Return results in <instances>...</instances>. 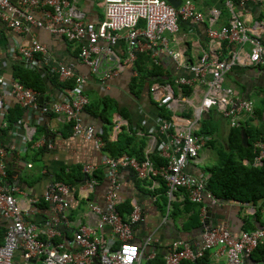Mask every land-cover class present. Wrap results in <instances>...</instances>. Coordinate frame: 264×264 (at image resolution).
I'll use <instances>...</instances> for the list:
<instances>
[{
    "label": "built area",
    "instance_id": "built-area-1",
    "mask_svg": "<svg viewBox=\"0 0 264 264\" xmlns=\"http://www.w3.org/2000/svg\"><path fill=\"white\" fill-rule=\"evenodd\" d=\"M235 2L236 0H226V6L232 13L228 24L219 28L208 25V49L203 51L198 62L188 63L183 51L171 46L168 35H177L181 26L190 21L200 23L209 18L214 20L219 14L218 8H212L209 16L200 11L193 0H184L178 7L169 0H106L105 19L94 24L82 19L75 9L65 10L64 6L69 0H0V19L16 32L28 34L34 27H38L65 36L69 41H79L81 46L76 61L86 65L101 83L118 75L126 63L133 66L140 54H147L156 60L166 55L176 63L179 75L161 84L158 81L149 83L151 85L148 90L154 101L159 106L176 111L179 107L176 88L183 90L184 87L191 88L190 92L186 90L188 97L199 99L194 104V117L174 114L169 119L159 113L156 128H151L158 129L162 134L161 138H154L152 142L153 150L166 159L165 163L157 166L149 154L144 159L128 154L116 158L103 155L109 181L106 207H92V211L99 215L98 223L77 230L73 239L68 241L69 248L63 242L55 241V238L61 235L56 225L61 221L69 223L67 209L70 203L67 197L70 186L63 181H55L41 197L29 198V204L32 205L39 204L42 199L52 204L53 216L47 221L43 236L39 226L26 219L27 209L16 197L15 193L24 194L25 189L5 182L8 173L2 156L5 155L6 148L0 145V218L7 220L4 242L0 243V264H13L15 253L20 248L23 249L25 260H37V264H144L145 250L153 238L145 237L142 244L134 240L132 225L143 219L141 208L134 205L129 221H124L117 209L121 185L118 172L123 167L132 169L139 178L164 180L169 197L186 187L193 200H208L213 205L220 203V199L207 189L209 176L205 173L194 174L187 167L199 157L200 150L213 138L212 135L200 133L198 130V121L205 113L212 108H218L232 127H240L255 112V99L238 98L232 88L223 86L224 74L243 63L244 57L253 65L264 64V43L258 35L248 34L244 22L234 10ZM43 5L51 8H44L43 18L38 19L33 14V9L44 7ZM121 40L129 44L125 60L116 53V47ZM217 41L228 44V50L223 57L218 52ZM247 42L252 44L249 55L242 49H235L236 46L231 48L233 44ZM17 50L25 59L26 67L43 69V75L58 74L61 82L74 81V85L62 90L65 93L60 100L47 103L44 102L45 96L39 91L26 86L15 77L0 76V88L5 96H12L25 110L23 117L15 123L22 122L25 115L34 121L31 116L37 114L35 122L41 123L48 113L61 114L71 123L74 136L92 140L96 148L101 149L104 145L101 132L93 124L84 121V111L89 104L85 91L87 76L78 73L77 64L58 63L50 67L44 66L47 45L35 36L27 45L18 46ZM113 62L118 64L117 67ZM3 106L0 108V129L9 126L5 115L10 107L7 104ZM34 130L35 127H29L26 137H32ZM18 146L15 142L11 145L12 148ZM21 147L23 149L24 145ZM21 147L19 146V151H22ZM255 148L257 153L252 164L261 166L264 163V140L256 141ZM95 170L94 164L83 166V172L89 176L83 184L87 189L92 190L95 187ZM103 226L111 228L112 235L109 240L96 237ZM198 244L195 247L186 241L174 240L169 247L165 264H181L184 260L200 259L213 247L218 248L217 256L225 259L224 264H246L245 260L251 258V254L259 246H264V227L243 231L239 236H234L225 226L207 227L203 230Z\"/></svg>",
    "mask_w": 264,
    "mask_h": 264
},
{
    "label": "crops",
    "instance_id": "crops-1",
    "mask_svg": "<svg viewBox=\"0 0 264 264\" xmlns=\"http://www.w3.org/2000/svg\"><path fill=\"white\" fill-rule=\"evenodd\" d=\"M12 1L18 2L20 0ZM193 2L200 11L209 16L212 8H218L219 14L214 20L209 18V20L200 23H192L191 21L184 23L177 35H168L171 39V46L182 50L188 63L198 62L203 51L208 49L207 26L212 24L213 27L219 28L222 25L228 24L232 14L226 6V0H193ZM43 6L33 9V14L38 19L43 18L44 8H51L49 5ZM105 6L106 0H69V3L64 8L65 10L75 9L86 22L99 24L105 19ZM234 10L244 22L248 29V34L251 36L258 35L264 43V2L240 3L236 1ZM191 28L192 31H190ZM33 36L47 45L46 59L43 58L45 59L44 66L50 67L58 63H76L78 73L87 76L85 91L89 97V104L84 111L85 123L93 124L101 132L102 138L103 127H108L106 133L109 134V140L112 142L116 141L117 136L127 130L135 136L134 138L137 141L140 143L144 142L146 155L152 156L154 154L155 150H153L152 139L162 137L158 129H151L152 127L156 128L157 117L159 115L155 99L148 90L149 85H151L148 83L155 81L149 82L148 78L141 95L136 96L132 92V85L134 78L140 76V74L139 71L135 70L136 63L133 66L126 63L124 68L120 69L118 75L110 78L105 83H101L89 71L86 65L76 61L79 53L78 50H80L81 46L79 41H69L65 36L56 35L45 28L38 27H34L32 32L28 34L19 33L8 27L1 19L0 76L3 75L9 78L13 76L15 67L26 66L25 59L18 52L17 47L27 45ZM217 46L220 57H223L224 53H226L225 51L228 50V44L225 41H217ZM235 46V49L246 51L247 55L252 51V44L250 42L233 44L231 48L233 49ZM128 51L129 44L125 40H121L116 47L117 55L125 60ZM152 59L154 60V58ZM243 59V63H239L237 67L224 74L223 86L232 88L238 98L250 97L255 99V107H257L264 99V64L253 65L247 58L244 57ZM114 64L117 67L118 64ZM159 64L166 70L164 77L163 72L161 73L164 78L162 82L168 79L171 80L179 75L177 65L172 58L162 55L157 60V65L159 66ZM153 78L157 79V77ZM162 82L158 81L159 84ZM186 90V87L183 90L176 88L179 107L176 111L168 109L171 112V116L176 114L194 117V104H197L199 99L188 97ZM64 93L65 91L59 90L49 84L44 102L58 101L63 97ZM104 103H109L107 112L102 111ZM5 104L11 108L17 102L12 96H5L0 88V108L3 105L5 106ZM183 108L185 112L182 111ZM8 111H6V115ZM31 117L34 121L28 119L29 117L25 115L22 122L15 123V121V124L8 122L9 126L7 128H1L0 145L6 148V153L2 156L8 173L5 182L17 184L25 189L26 192L24 194L15 193L16 197L27 209L25 212L26 219L36 223L43 236H45L47 221L51 220L53 216L52 204L42 199L41 202L47 203L46 207L40 206L41 202L37 205H32L29 204V198L32 196L41 197L48 186L57 181V174L63 171L69 172L75 166L81 165L83 167L88 163L96 166L94 189H87L83 185L89 178L86 174H84V179L74 184V186L68 184L71 188L70 194L67 197L70 203L69 209H67L69 223L61 221L56 225L61 231V235L56 238L59 240L57 242H63L65 247L69 248L68 241L73 239L77 230L83 226H94L98 223L99 215L92 211V207L95 205L100 206L102 209L106 207L109 181L106 177L107 168L103 162V155L112 156L103 150L105 146L104 139V145L101 149H98L94 141L74 136L72 125L64 115L48 113L41 120V123L35 122L37 114ZM206 120H210L214 125H217L219 131L217 134L207 133L212 135L213 138L200 150L199 157L191 162L187 169L197 175L205 173L209 176V172L205 170L210 166L207 164V161L213 158L215 154V158L218 161V150L221 149L222 145H227V136L233 127L230 125L229 120L222 116L218 108L210 109L199 119V131ZM39 125L44 127L45 132L38 133L37 126ZM29 127H35L32 137H26ZM14 142L20 147L24 145L23 149L21 147L22 151H19V146L16 148L11 147ZM244 162L249 163V160L244 159ZM28 164H31V166ZM99 169L104 172L103 177L100 179L96 175ZM118 173L121 185L118 192L117 207L124 205L126 202L133 208L134 205H138L141 208L143 220H145L148 228L147 231H144L143 226H137L134 232V240L142 244L145 237L152 236L153 238L151 244L145 250L144 264L156 255L163 256L165 259L169 254V247L174 240L186 241L195 247L199 246L198 243L201 241V234L203 232L200 230V226L190 231L185 230L183 228L184 217L171 218L168 206L164 207L160 203L158 188L161 185V179H152L150 177L139 178L132 169L126 167L120 168ZM208 184L207 189L211 191ZM176 192H174L172 197H169L170 200L184 201L183 194L187 193L188 199L192 202L202 204L200 206L202 223L206 218H209L212 226H225L234 236H239L243 231H248L249 229L254 230L264 227L263 200L250 204L233 199H230L228 202H221L220 199L219 204L213 205L208 200H193L189 195V189L186 187L183 191L180 189ZM121 212L129 219L131 213L126 214L125 205ZM257 213H259V217L256 216ZM6 222L5 218H0V243L4 242ZM208 226L212 227L211 225ZM111 235V228L103 226L98 230L96 237L109 240ZM217 252V247L209 249L203 261L206 260V264H224L225 259L218 257ZM151 254H154V256H151ZM245 261L246 264H261L264 260L262 257L256 256L248 258ZM37 263V260H25L22 248L16 251L13 264Z\"/></svg>",
    "mask_w": 264,
    "mask_h": 264
},
{
    "label": "trees",
    "instance_id": "trees-1",
    "mask_svg": "<svg viewBox=\"0 0 264 264\" xmlns=\"http://www.w3.org/2000/svg\"><path fill=\"white\" fill-rule=\"evenodd\" d=\"M135 63V70L139 71L140 76L134 78L132 92L136 96H140L146 80L149 78V82H162L166 70L160 64L159 67L157 65V60H153L147 54H140L138 61ZM42 72L43 69L36 70L26 66H17L15 67L13 77L23 82L26 86L39 91L42 96H46L49 84L59 90H66L74 85V81L61 82L58 78V74L49 73L43 75ZM153 77H157V79ZM190 90L191 88L187 87V92H190ZM155 104L159 109V113L170 119L171 112L166 107L159 106L157 103ZM107 106H109V103H104L102 108L103 112H107L109 109ZM24 111V108L17 103L10 108L5 118L10 123H14L23 117ZM252 116L251 118L249 116L240 127L231 128L227 136V145H222L221 149L218 150L219 159L217 163L205 169L209 172L210 176L208 187L218 199H233L250 204L261 200L264 201V163L261 166L252 164L257 153L255 142L264 140V99L255 107V112ZM107 128L108 127H103L102 134L105 141L103 150L106 151V153H109L112 157H117L124 153L136 156L139 159H144L146 157L144 142L140 143L137 141L136 138H134L135 136L130 134L127 130L123 134L117 136L118 138L116 141L112 142L109 140V134L106 133ZM37 129L38 133L45 132L44 127L40 125L37 126ZM242 129L246 131L249 137L247 146L242 142ZM218 131V126L214 125L210 120H206L200 128V133L217 134ZM150 157L157 166L166 162V159L161 157L157 151ZM244 159H248L249 163H245ZM82 168L83 167L79 165L73 167L69 172L63 171L57 174V181H63L70 186H74V184L84 179L85 173H83ZM103 174L104 172L100 169L99 172L96 173L99 179L103 177ZM181 190L183 191L184 188H181ZM158 193L162 206H168L169 216L171 218L176 219L180 216L184 217L183 228L185 230L190 231L201 226L200 206L202 204L192 202L188 199L187 193H181L184 195V201L180 202L176 199L170 200L168 187L162 179L161 185L158 188ZM46 205L47 203H40L42 207H46ZM124 205L126 214L132 213L131 211H133L134 208L127 202ZM124 205H119L117 209L122 215L123 220L129 221L130 217L129 219L126 218V215L121 212L124 209ZM258 215L259 213H257L256 216L259 217ZM55 241H59L58 238H56ZM256 256H260L264 260V246H259L251 254L252 258ZM205 257L206 255L194 261L184 260L181 264H206V260L203 261ZM146 264H165V259L163 256L156 255L153 259L148 260Z\"/></svg>",
    "mask_w": 264,
    "mask_h": 264
},
{
    "label": "water",
    "instance_id": "water-1",
    "mask_svg": "<svg viewBox=\"0 0 264 264\" xmlns=\"http://www.w3.org/2000/svg\"><path fill=\"white\" fill-rule=\"evenodd\" d=\"M170 2H172V4L174 5V6H176V7H178L179 6V4H181V1L182 0H169ZM40 101L42 102L43 101V98L42 99H40ZM248 135H247V133H246V131L244 130V129H242V141H243V144L246 146L247 144H248ZM229 201V199H226V198H224V199H221V202H228ZM208 225H211L212 226V223H211V221H209V218H206L204 221H203V223L201 224V226L199 227L200 228V230H204V229H206L207 227H210V226H208ZM137 226L138 227H142L143 226V229H144V231L146 230H148V228H147V225H146V222H145V220H141V221H139L138 223H135V224H133L132 225V229H133V231L135 232L136 231V228H137ZM261 264H263V263H261Z\"/></svg>",
    "mask_w": 264,
    "mask_h": 264
},
{
    "label": "rangeland",
    "instance_id": "rangeland-1",
    "mask_svg": "<svg viewBox=\"0 0 264 264\" xmlns=\"http://www.w3.org/2000/svg\"><path fill=\"white\" fill-rule=\"evenodd\" d=\"M213 153H215V152L213 151ZM215 157H216V154H215V156L213 158H211L210 160L207 161V164L210 165V166L216 164L217 163V159Z\"/></svg>",
    "mask_w": 264,
    "mask_h": 264
},
{
    "label": "clouds",
    "instance_id": "clouds-1",
    "mask_svg": "<svg viewBox=\"0 0 264 264\" xmlns=\"http://www.w3.org/2000/svg\"><path fill=\"white\" fill-rule=\"evenodd\" d=\"M149 84V83H148ZM156 103V102H155ZM158 104V103H157ZM47 115V114H46Z\"/></svg>",
    "mask_w": 264,
    "mask_h": 264
}]
</instances>
